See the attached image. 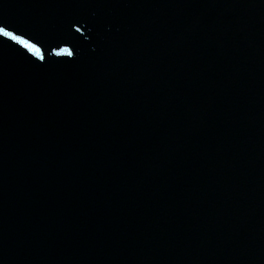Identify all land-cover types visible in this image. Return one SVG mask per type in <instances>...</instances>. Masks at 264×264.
Wrapping results in <instances>:
<instances>
[{"label": "water", "instance_id": "obj_1", "mask_svg": "<svg viewBox=\"0 0 264 264\" xmlns=\"http://www.w3.org/2000/svg\"><path fill=\"white\" fill-rule=\"evenodd\" d=\"M0 109L78 130L264 264V0H0Z\"/></svg>", "mask_w": 264, "mask_h": 264}, {"label": "snow or ice", "instance_id": "obj_2", "mask_svg": "<svg viewBox=\"0 0 264 264\" xmlns=\"http://www.w3.org/2000/svg\"><path fill=\"white\" fill-rule=\"evenodd\" d=\"M0 34L6 36V37H10L12 40H16L17 42L24 44L25 47H28L30 49L36 50L38 53V49H35L34 45L29 44L27 41L23 40L21 37L13 35L12 32L6 31L5 28L0 27Z\"/></svg>", "mask_w": 264, "mask_h": 264}]
</instances>
